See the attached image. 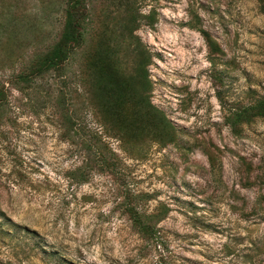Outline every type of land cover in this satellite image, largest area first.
Masks as SVG:
<instances>
[{"label":"rangeland","instance_id":"rangeland-1","mask_svg":"<svg viewBox=\"0 0 264 264\" xmlns=\"http://www.w3.org/2000/svg\"><path fill=\"white\" fill-rule=\"evenodd\" d=\"M88 1L99 34L138 19L151 100L175 140L153 126L121 130L80 56L65 74L17 79L58 38L65 0H0V264H264V119L240 134L226 121L264 96L260 0H132L129 10ZM195 15L224 51L216 67L189 26ZM135 60L122 55L129 75ZM133 194L141 211H169L157 243L124 212Z\"/></svg>","mask_w":264,"mask_h":264},{"label":"trees","instance_id":"trees-1","mask_svg":"<svg viewBox=\"0 0 264 264\" xmlns=\"http://www.w3.org/2000/svg\"><path fill=\"white\" fill-rule=\"evenodd\" d=\"M120 10H129L132 0H112ZM264 11V0H260ZM64 20L58 38L50 44L46 50L36 52L26 69L20 72L17 79L25 83H31L49 73L65 74L66 65L80 56L84 66V73L93 81L98 92L99 103L106 116L110 114L115 124L124 130L126 127H137L140 131L156 127L165 131L167 138L163 140H175L174 126L151 100L153 83L150 79L148 67L152 62V53L141 37L136 33L139 26L135 17L127 18L111 33L98 32L101 16L95 15L88 0H65ZM111 14L107 17H110ZM105 18V21L109 20ZM146 23L151 27L156 26L155 13L144 16ZM102 24L108 23L104 22ZM189 26L199 31L204 37L211 62L216 67L218 57L224 53L219 42L212 33L202 24L201 18L195 15ZM125 53L134 55L136 69L134 74H127L123 64L122 55ZM86 68V71H85ZM5 98L4 87H0V107ZM114 114L121 116L115 119ZM256 119H264V96L254 103L231 108L226 116L227 123L233 132L240 134L245 123H251ZM142 134V133H141ZM137 134L135 137H140ZM166 142V141H164ZM97 143H95L96 145ZM103 143H99V153L105 156ZM88 149L94 152L93 145ZM104 160V163L109 161ZM213 164L214 159L211 158ZM264 180V179H263ZM142 195H131L125 202L124 212L132 220L133 227L150 244L157 243L161 236L158 223L168 214V209H162L157 213L141 211L135 201H139Z\"/></svg>","mask_w":264,"mask_h":264}]
</instances>
